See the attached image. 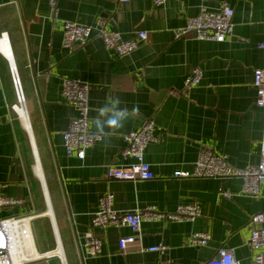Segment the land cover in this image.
Listing matches in <instances>:
<instances>
[{"label": "crops", "instance_id": "1", "mask_svg": "<svg viewBox=\"0 0 264 264\" xmlns=\"http://www.w3.org/2000/svg\"><path fill=\"white\" fill-rule=\"evenodd\" d=\"M224 4L234 11L232 33L224 42L174 38L200 8L216 11ZM57 9L53 18L47 0H0V37L7 40V47L0 44V195L11 202L0 208V220L33 216V248L41 257L27 264H61L62 256L65 264H203L221 248L249 264L254 255L249 220L264 210V189L253 198L239 193L238 178L173 174L192 172L204 149L226 155L233 168L258 164L263 111L254 105L252 82L254 71L264 70V50L258 47L264 42V0H167L161 6L154 0H58ZM65 21L91 27L92 39L73 51L64 49ZM100 30L124 40L145 31L147 39L119 57L104 47ZM11 66L24 96L25 119L11 110L16 104ZM196 67L202 71L200 84L185 90ZM63 79L89 85L92 133L98 134L93 121L110 96L131 114L122 128L101 135L83 160L68 157L62 145L75 116L62 96ZM134 107L138 111L132 114ZM149 120L156 141L145 149L144 160L153 178L107 179L109 166L133 163L121 155L123 137ZM107 194L120 213L148 206L173 213L178 205L196 204L201 216L193 222H142L138 235L127 227L92 228L98 200ZM88 233L101 241L98 255L86 247ZM194 233L211 240L192 247L188 239ZM130 236L137 240L121 253L118 240ZM156 245L167 247L164 255L146 251Z\"/></svg>", "mask_w": 264, "mask_h": 264}, {"label": "built area", "instance_id": "2", "mask_svg": "<svg viewBox=\"0 0 264 264\" xmlns=\"http://www.w3.org/2000/svg\"><path fill=\"white\" fill-rule=\"evenodd\" d=\"M121 1L127 3L129 0ZM166 1L154 0V4L161 6ZM47 2L51 15L55 18L58 12V0H47ZM233 14V9L225 4L221 5L216 11H209L202 7L196 16L187 19L184 27L175 31L174 38L179 39L191 36L198 41L222 43L232 33ZM97 36L101 39L107 50L115 52L119 57L131 54L143 45L147 39V33L145 31H137L132 38L127 40H124L119 33L106 32L104 30H100ZM92 37V28L87 25L72 21H65L63 23L62 47L68 51H73L76 47L86 45ZM0 42L3 45L7 44V40L3 35L0 37ZM258 47L264 50V42L259 44ZM10 74L16 95L15 105H20L21 99L25 103L15 67H10ZM201 79V69L198 67L194 68L184 81V89L188 90L198 86ZM252 86L256 94L254 105L263 111L258 164L243 169L233 168L228 164L226 155L217 154L210 149H204L198 154L192 172L177 171L173 174L174 178H238L241 180L240 194L253 198H257L260 195L261 190L264 189V70L254 71ZM88 91L89 85L78 79L62 80V96L75 111L74 118L70 121L68 129L62 135V145L68 157L75 156L79 160H83L86 151L102 138L101 135L92 133L88 128ZM15 105L11 107L13 112H15L13 109ZM123 140L125 146L121 155L125 158L132 159L133 163L124 167L109 166L106 169V178L119 181L151 180L153 173L150 165L144 160V151L156 141L153 121L149 120L140 129L124 135ZM220 197L229 199L231 195L220 192ZM112 201L113 196L111 194L99 198L98 210L94 213L90 221L92 228L112 227L120 229L127 227L135 235H138L142 222H156L160 220L193 222L201 216V209L196 204L178 205L173 213H163L152 206L145 207L144 209H135L132 212L120 213L112 208ZM9 203L11 202L0 195V208ZM32 217V215H24L0 220V264H27L39 259L28 252L29 244L28 242L26 243L28 239H26V236L15 225V223L29 218V236L34 247L31 230ZM249 226L248 245L254 253L249 264H264V210L250 218ZM86 238V247L89 253L98 255L101 251V241L93 237L91 233H88ZM136 240V236L120 238L118 240V249L123 253L127 246L135 243ZM210 240L211 238L208 234L194 233L189 237L188 244L192 247H205ZM166 249L167 247L165 245H156L147 248L146 251L164 255ZM60 263L63 264L61 259ZM158 264L177 263L161 260ZM203 264L241 263L235 259L230 250L221 248L217 250L216 257Z\"/></svg>", "mask_w": 264, "mask_h": 264}, {"label": "clouds", "instance_id": "3", "mask_svg": "<svg viewBox=\"0 0 264 264\" xmlns=\"http://www.w3.org/2000/svg\"><path fill=\"white\" fill-rule=\"evenodd\" d=\"M121 101L117 98H108L107 104L98 110V116L94 119L96 131L100 135H109L115 130L122 128L124 121L131 115L127 108H120ZM138 111V108L132 109V114ZM103 118V120H101ZM107 130V131H106Z\"/></svg>", "mask_w": 264, "mask_h": 264}, {"label": "bare ground", "instance_id": "4", "mask_svg": "<svg viewBox=\"0 0 264 264\" xmlns=\"http://www.w3.org/2000/svg\"><path fill=\"white\" fill-rule=\"evenodd\" d=\"M0 44L2 46L7 47L6 46L7 44L3 45L2 42H0ZM24 106H25V103L21 99L20 100V105L17 104L16 106L13 107L14 111L18 114V117H20V118H24V116H25V108H24ZM15 225H16V228L20 229L22 234H24L26 236V239H28V241H26V243L28 242V244H29L28 245L29 246L28 247V249H29L28 252H30V254L32 256H34L35 258H40L41 256H39V255H37L35 253V250H34L32 244H31V237L29 236V218H25V219L21 220L20 222L15 223ZM33 252H34V254H33ZM54 252L51 253V255H54ZM61 260L63 261V264H65L64 260H63V256H62Z\"/></svg>", "mask_w": 264, "mask_h": 264}, {"label": "rangeland", "instance_id": "5", "mask_svg": "<svg viewBox=\"0 0 264 264\" xmlns=\"http://www.w3.org/2000/svg\"><path fill=\"white\" fill-rule=\"evenodd\" d=\"M33 230H34V233L39 236V233H40V225H39V222L38 221H35L33 223Z\"/></svg>", "mask_w": 264, "mask_h": 264}]
</instances>
